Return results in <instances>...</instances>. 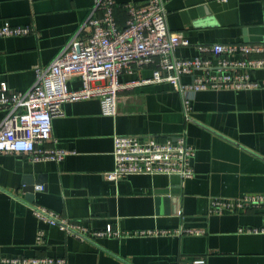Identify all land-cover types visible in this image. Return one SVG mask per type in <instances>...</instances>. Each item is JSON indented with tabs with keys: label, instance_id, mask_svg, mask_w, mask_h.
<instances>
[{
	"label": "crops",
	"instance_id": "1",
	"mask_svg": "<svg viewBox=\"0 0 264 264\" xmlns=\"http://www.w3.org/2000/svg\"><path fill=\"white\" fill-rule=\"evenodd\" d=\"M118 5L147 0H115ZM93 0H0V27L30 26L34 33L0 38V83L16 92L34 84L37 66L47 67L87 20ZM167 25L190 46L178 58H194L198 46L264 45V0H167ZM88 30H85L86 33ZM251 58H264L252 56ZM154 67L120 77L116 117L102 114L100 100L63 105L53 121L57 147L71 152L59 162H33L22 154L0 156V253L9 258H63L67 264H183L205 258L207 264H264L263 212L213 214L214 199L264 195V88L199 92L186 122L180 94L169 82L138 85ZM264 82V69L251 72ZM183 83L191 78L184 76ZM81 86L79 78L70 89ZM5 113L0 112V123ZM186 132L196 150L195 175H130L106 179L115 168L116 135L175 139ZM34 201L28 199L29 184ZM41 186L40 190L37 187ZM35 205L92 231L108 226L123 232L170 231L169 235L92 238L69 235L39 220ZM200 230L203 235L177 234ZM39 231L46 242L39 246Z\"/></svg>",
	"mask_w": 264,
	"mask_h": 264
},
{
	"label": "built area",
	"instance_id": "2",
	"mask_svg": "<svg viewBox=\"0 0 264 264\" xmlns=\"http://www.w3.org/2000/svg\"><path fill=\"white\" fill-rule=\"evenodd\" d=\"M167 0H147L143 4L118 5L115 0H93L87 20L80 30L58 52L47 67L37 66L36 79L26 92L12 90L0 83V156L22 154L33 162L63 161L70 151L58 148L53 136V121L63 115L68 102L98 99L104 116L119 113V93L127 84L120 81L134 69L154 67L153 77L140 80L138 85L169 82L180 94L186 122L193 121L192 102L199 92L210 90H253L264 88V82L253 80L251 72L264 69V54L260 44H210L197 47L194 58H178L179 47L190 46L182 34L172 32L167 25ZM213 1V0H212ZM227 3L228 0H214ZM128 13L124 28H120L115 9ZM85 30H88L84 33ZM34 33L30 26H13L6 22L0 27V38L20 37ZM184 76L190 83H183ZM79 78L81 86L70 89L69 83ZM115 168L105 177L118 182L130 175H166L193 178L195 148L189 144L186 132L175 139L159 141L153 137L116 135L113 151ZM42 190L41 186L37 187ZM30 205L28 202H25ZM32 206L34 215L45 223L60 227L78 238H123L131 236L169 235L170 231L148 230L123 232L108 226L92 231L81 223H73L48 209ZM261 210L264 215V195L239 199H214L210 213H240ZM241 233H264L261 228H241ZM203 235L200 230H177V234ZM46 242V233L39 231L36 243ZM0 264H67L63 258H9L0 253ZM183 264H207L205 258H195Z\"/></svg>",
	"mask_w": 264,
	"mask_h": 264
},
{
	"label": "trees",
	"instance_id": "3",
	"mask_svg": "<svg viewBox=\"0 0 264 264\" xmlns=\"http://www.w3.org/2000/svg\"><path fill=\"white\" fill-rule=\"evenodd\" d=\"M115 17L120 28H124L128 20V13L122 7H117L115 9Z\"/></svg>",
	"mask_w": 264,
	"mask_h": 264
},
{
	"label": "water",
	"instance_id": "4",
	"mask_svg": "<svg viewBox=\"0 0 264 264\" xmlns=\"http://www.w3.org/2000/svg\"><path fill=\"white\" fill-rule=\"evenodd\" d=\"M34 189H35V186L33 184H29L28 185V188H26V192H28V199H30V201H34V195H33V192H34Z\"/></svg>",
	"mask_w": 264,
	"mask_h": 264
}]
</instances>
